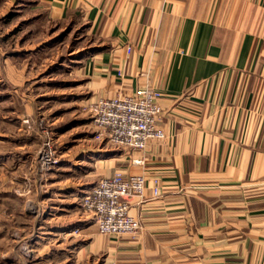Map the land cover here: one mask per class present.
<instances>
[{
	"label": "crops",
	"instance_id": "crops-1",
	"mask_svg": "<svg viewBox=\"0 0 264 264\" xmlns=\"http://www.w3.org/2000/svg\"><path fill=\"white\" fill-rule=\"evenodd\" d=\"M34 7L88 24L98 50L77 75L89 101L141 87L162 94L165 138L110 159L114 170L104 175L146 177V197L132 198L129 212L142 229L103 236L86 216L83 254L103 253L102 264H264V0H35ZM95 184L66 188L81 204Z\"/></svg>",
	"mask_w": 264,
	"mask_h": 264
},
{
	"label": "rangeland",
	"instance_id": "rangeland-1",
	"mask_svg": "<svg viewBox=\"0 0 264 264\" xmlns=\"http://www.w3.org/2000/svg\"><path fill=\"white\" fill-rule=\"evenodd\" d=\"M34 4L0 0V264H102L103 253L81 251L83 232L71 234L87 215L66 188L93 185L126 152L95 140V101L79 87L98 42L82 17ZM47 142L59 158L51 172Z\"/></svg>",
	"mask_w": 264,
	"mask_h": 264
},
{
	"label": "built area",
	"instance_id": "built-area-1",
	"mask_svg": "<svg viewBox=\"0 0 264 264\" xmlns=\"http://www.w3.org/2000/svg\"><path fill=\"white\" fill-rule=\"evenodd\" d=\"M126 52H132L131 47ZM119 77L126 82L124 71L119 70ZM161 92L150 87L137 88L131 93L116 97H103L94 103L92 126L94 138L125 151H144L148 143L162 140L165 134L159 126ZM40 163L44 172H51L58 164L51 143L44 145ZM142 164V160H135ZM148 189L147 179L143 174H130L116 171L103 176L84 195L81 208L90 223L97 226L103 236H136L142 229L141 222L130 215V200L145 199ZM153 195H160L161 186L154 181ZM82 233L81 227L71 231L73 235ZM107 264V263H105Z\"/></svg>",
	"mask_w": 264,
	"mask_h": 264
}]
</instances>
